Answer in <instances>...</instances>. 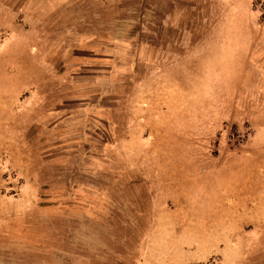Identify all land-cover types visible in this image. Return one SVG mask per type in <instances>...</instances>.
<instances>
[{
  "label": "rangeland",
  "instance_id": "1",
  "mask_svg": "<svg viewBox=\"0 0 264 264\" xmlns=\"http://www.w3.org/2000/svg\"><path fill=\"white\" fill-rule=\"evenodd\" d=\"M136 1L0 0V264H264V0L129 76Z\"/></svg>",
  "mask_w": 264,
  "mask_h": 264
},
{
  "label": "crops",
  "instance_id": "2",
  "mask_svg": "<svg viewBox=\"0 0 264 264\" xmlns=\"http://www.w3.org/2000/svg\"><path fill=\"white\" fill-rule=\"evenodd\" d=\"M216 2L220 0H137L132 7L137 17L123 20L127 30L113 37L105 33L110 41L109 52L100 55V61L104 60L98 61L99 65L121 68L129 76L138 67L153 72L163 58L176 50L171 48L174 45L189 52L191 48L186 47V41L192 32L195 11L212 9ZM189 17L190 25L189 19L186 20ZM114 20L109 24L118 21ZM191 51L196 56V51ZM257 198L264 201V191H260Z\"/></svg>",
  "mask_w": 264,
  "mask_h": 264
}]
</instances>
